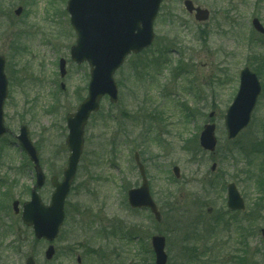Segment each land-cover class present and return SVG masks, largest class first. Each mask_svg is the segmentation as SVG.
Wrapping results in <instances>:
<instances>
[{
    "label": "rangeland",
    "instance_id": "374dc122",
    "mask_svg": "<svg viewBox=\"0 0 264 264\" xmlns=\"http://www.w3.org/2000/svg\"><path fill=\"white\" fill-rule=\"evenodd\" d=\"M183 1L162 0L152 46L127 57L114 75L117 104L104 98L89 119L66 219L47 262L48 244L28 238L11 210L13 201L29 199L34 184L15 136L27 126L46 176L39 195L47 205L49 178L61 180L66 167L65 116L86 96L89 67L69 58L76 36L67 0H0L10 131L0 139V264H23L29 255L37 264H153L154 235L165 237L167 264H264V36L251 27L254 18L264 27V0H190L209 12L205 23L195 22ZM244 67L257 74L262 91L248 127L228 141L224 116ZM208 123L215 126L214 154L198 144ZM134 152L161 223L128 206L127 192L141 184ZM230 183L244 200L243 212L226 209Z\"/></svg>",
    "mask_w": 264,
    "mask_h": 264
},
{
    "label": "water",
    "instance_id": "95a60500",
    "mask_svg": "<svg viewBox=\"0 0 264 264\" xmlns=\"http://www.w3.org/2000/svg\"><path fill=\"white\" fill-rule=\"evenodd\" d=\"M162 0H68L66 11L70 15V24L76 34V43L72 46L70 56L77 64L87 62L90 66V83L87 98L78 106L74 114L66 116L68 135L65 144L69 150L67 167L63 171V179L59 183L57 177L51 178L54 191L50 204L41 203L37 190L41 189L45 177L39 165L36 149L28 135V129L22 126L17 141L22 151L34 165L36 184L31 190L30 201L22 205L21 221L31 227L37 240L52 243L59 232L64 220V202L69 194L70 186L75 177L77 165L82 154L84 127L91 113L97 112L100 100L109 97L111 103L117 101V87L113 80L115 71L122 65L125 57L130 53L137 54L149 47L153 41V22L159 11ZM188 13H194L197 22L208 19L207 10L193 7L188 0L184 1ZM21 8L15 11L19 16ZM252 26L255 31L264 35V28L254 19ZM5 60L0 56V137L7 132L3 123V105L7 98V79L4 74ZM60 76H65V61L59 62ZM239 89L235 99L226 111L224 124L227 139H234L249 122L257 98L260 85L256 76L247 68L239 75ZM63 87V86H62ZM212 114L210 115V117ZM214 125H206L199 137L200 147L214 152L216 139ZM142 179L138 189L128 191V204L133 209H148L157 222L161 221L160 214L152 201L144 168L139 162L138 155L134 156ZM214 165L212 166V170ZM176 178L179 169L173 168ZM227 207L232 210H244L243 200L240 198L234 184L227 187ZM15 214L19 212L18 202L12 204ZM264 237V229L260 230ZM151 246L155 255V264H166L164 252L165 240L161 236L151 238ZM54 247L50 244L45 253V260L49 261L54 255ZM24 264H36L32 257H28Z\"/></svg>",
    "mask_w": 264,
    "mask_h": 264
},
{
    "label": "flooded vegetation",
    "instance_id": "af4514ba",
    "mask_svg": "<svg viewBox=\"0 0 264 264\" xmlns=\"http://www.w3.org/2000/svg\"><path fill=\"white\" fill-rule=\"evenodd\" d=\"M15 217H17L18 219H19V221H21V219H20V215L18 214V215H16ZM28 233L30 234V231L29 230H26V234L28 235Z\"/></svg>",
    "mask_w": 264,
    "mask_h": 264
},
{
    "label": "trees",
    "instance_id": "16d2710c",
    "mask_svg": "<svg viewBox=\"0 0 264 264\" xmlns=\"http://www.w3.org/2000/svg\"><path fill=\"white\" fill-rule=\"evenodd\" d=\"M133 119V118H132ZM114 122V121H113ZM29 237H31V235L29 234Z\"/></svg>",
    "mask_w": 264,
    "mask_h": 264
}]
</instances>
